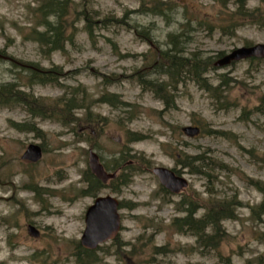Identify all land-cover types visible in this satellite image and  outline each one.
<instances>
[{
    "label": "rangeland",
    "instance_id": "obj_1",
    "mask_svg": "<svg viewBox=\"0 0 264 264\" xmlns=\"http://www.w3.org/2000/svg\"><path fill=\"white\" fill-rule=\"evenodd\" d=\"M38 1L0 0V51L7 57L0 59V84H19L29 103L0 106V264H77L84 214L94 199L82 192L89 149L102 163L122 167L118 192L102 188L96 193L118 199L121 227L95 250L94 264H264V215L251 214L262 199L252 181L264 182V114L253 110L264 99V59L213 66L246 42L264 43V27L244 24L228 35L202 23L217 24V13L234 10V0H165L174 7L168 18L147 13L146 0H88L87 10L97 22L94 41L87 38L81 18L74 44L44 56L24 38ZM257 5L264 12V0H246V8ZM105 17L125 22L100 24ZM170 35L182 41L187 58H210L213 67L203 76L209 91L191 74L182 73L172 85L159 72L157 54L171 47ZM29 64L45 71L57 68L60 85L29 81ZM138 76L168 91V106L141 86ZM221 80L225 85L219 92L232 103L226 107L213 90ZM74 90L83 106L65 112L56 100L66 101ZM37 108L52 117L33 114ZM10 122L25 128L19 131ZM184 126L199 132L188 136ZM128 132L143 138L127 142ZM31 143L42 148L34 163L20 158ZM196 154L222 162L212 184L219 204L238 203L230 206L235 218L220 221L223 235L209 252L170 227L179 215L177 201L208 194L207 179L177 160ZM155 166L174 170L188 186L175 196L163 191L152 173ZM29 224L38 229L37 237L27 233ZM154 247L164 254H153Z\"/></svg>",
    "mask_w": 264,
    "mask_h": 264
},
{
    "label": "trees",
    "instance_id": "obj_2",
    "mask_svg": "<svg viewBox=\"0 0 264 264\" xmlns=\"http://www.w3.org/2000/svg\"><path fill=\"white\" fill-rule=\"evenodd\" d=\"M219 1L222 2L223 0ZM262 1L263 0H258V2ZM146 3L149 4L147 5L148 9H145L147 13L159 15L163 18H168V11L171 10V8H174L172 3L169 5V2L165 0H146ZM245 4L246 0H234V10L226 12L219 11L217 13V24L209 20H202V23L205 24L208 29L217 27L222 34L228 35L244 24L264 27V12L261 10V6L257 5V7L254 8H246ZM144 5H141V9H137V12H142V7ZM87 9L88 0H79L77 3L73 0H39L37 6L33 10V24L24 38L35 42L44 56H49L52 52L64 51L66 44H74L78 32L76 24L81 18H83V30L86 32L87 38L93 42V24L97 22L93 21L94 17ZM71 15L74 17H71ZM112 21L125 22L123 18L116 17H105L98 22L105 25ZM169 43L171 44V47H169L168 50H161L157 54V57H160L161 59L159 61L161 64L159 72L168 75L172 85H174L176 79L180 78L182 73H187V76L191 74L200 86L206 91H209L210 84H208L206 77L203 76L213 67L210 58L201 59L195 54L193 55V58H187L181 50L182 41H179L172 35L169 36ZM245 44L249 45V42H246ZM0 53L2 54L3 52L0 51ZM220 55H222V53H219L217 56ZM249 61L261 60L251 58ZM18 66L21 68L23 65ZM25 70H28L30 73L27 75L28 80L35 84L60 85L57 80V75L59 74L57 68L45 71L41 70L38 65L31 64L30 67ZM135 73L141 75L138 70ZM137 81L141 86L151 90L157 98L163 100L166 106H168V91H165L164 89H155L152 79H145L138 76ZM221 85H225V81L221 80L219 85L213 88L214 94L219 92ZM75 91L76 90L71 93V96L66 99V101H63L61 97L56 100V103L60 106L64 105L63 108L60 107L63 111H65V109L69 110L70 108L83 106V99L78 100ZM220 97L224 98L220 104L221 106L226 107L228 104H232L231 101L226 100L223 92H219L217 98L219 99ZM24 101H28V96L19 88V84L12 82L0 84L1 107H8L7 105L10 104L16 106L14 104ZM27 104L29 103L27 102ZM253 110L256 113L264 114V99L260 98L259 104L255 106ZM32 112L37 116H40L39 112H41L46 114V117H52L51 113H46V111L41 108H37L36 111ZM85 119H87V117H85ZM79 120L82 119H78V122ZM10 124L19 131H23L25 128L23 125L13 122H10ZM210 132L216 134L220 133V131L212 130ZM142 138L143 137L137 136V134L133 132H128L126 136L127 142L138 141ZM177 160L182 162L191 173L201 175L207 179L205 187L208 194L206 197L201 198L198 194L196 195L193 193L194 197L185 195L177 201L176 211L179 212V215L171 219L170 227L179 234H186L194 237L197 246L202 247L203 252H209L217 247L223 235L224 231L221 227L220 221L226 218H235V214L230 209V206H236L238 203L231 199L230 201L227 200L224 204H219V200H217L212 194L215 170L217 168H222L221 161H215L214 159H211V157L203 154L187 156V161L184 159ZM131 165L132 164H129L125 167L130 168ZM83 181L86 183V188L82 190L83 194L95 196L96 193L101 190L100 181L93 175H90L88 170L83 174ZM126 183V180L123 181V184ZM252 186L261 193L262 199L256 207L251 209V214L260 217L261 215H264V182L254 180L252 181ZM161 189L163 190V188ZM199 209H203V212L197 217L196 213ZM76 250L77 264H94L97 260L94 253L95 251L84 249L79 245H76ZM157 253L164 254V250L160 247H154L153 254Z\"/></svg>",
    "mask_w": 264,
    "mask_h": 264
},
{
    "label": "water",
    "instance_id": "obj_3",
    "mask_svg": "<svg viewBox=\"0 0 264 264\" xmlns=\"http://www.w3.org/2000/svg\"><path fill=\"white\" fill-rule=\"evenodd\" d=\"M6 59V56L0 54ZM264 59V43H256L249 46H240L232 49L214 62L215 67H222L243 59ZM184 134L195 136L199 129L195 126H184ZM42 150L38 144H29L21 154L20 158L30 162H36L41 158ZM88 167L96 178L105 182L114 178L115 173H107L99 161L97 153L90 150L88 153ZM152 173L157 176L160 184L170 192L177 194L188 186L185 177L176 175L172 170L156 166ZM119 202L111 195L97 196L94 198L84 214V230L81 234L79 244L88 250L95 249L98 245L115 238L120 230V215L118 212ZM27 233L37 237L39 231L33 226H27Z\"/></svg>",
    "mask_w": 264,
    "mask_h": 264
},
{
    "label": "flooded vegetation",
    "instance_id": "obj_4",
    "mask_svg": "<svg viewBox=\"0 0 264 264\" xmlns=\"http://www.w3.org/2000/svg\"><path fill=\"white\" fill-rule=\"evenodd\" d=\"M101 162V160H100ZM102 166H103V169L107 172V173H112V172H116V176L114 178H109L107 179L105 182L101 181L100 180V184H101V189L102 188H107V189H112V191L114 193L118 192V190L120 189L119 188V184L121 182V179L119 177V172L118 170L120 171V169L122 168L121 165H119L118 162H116L115 164H108V162L106 161L105 163L101 162ZM90 175H93L91 172H89ZM119 176V177H118ZM170 193V192H168ZM182 192H180L179 194H181ZM171 195H174L172 193H170ZM178 195V194H177ZM97 195L94 196V198L96 197ZM175 196V195H174ZM93 197V196H92Z\"/></svg>",
    "mask_w": 264,
    "mask_h": 264
}]
</instances>
